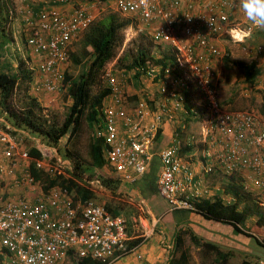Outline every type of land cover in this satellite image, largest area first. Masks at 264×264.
<instances>
[{"label":"built area","instance_id":"1","mask_svg":"<svg viewBox=\"0 0 264 264\" xmlns=\"http://www.w3.org/2000/svg\"><path fill=\"white\" fill-rule=\"evenodd\" d=\"M36 1L41 3L38 9L26 5L20 10L24 19L20 34L36 59L35 66L30 59L37 74L33 79V94L38 98L47 93L53 98L55 94L66 93L64 71L71 43L95 21L96 12L79 0ZM113 1L118 11L135 14L143 26L152 29L155 44L171 49L172 64L161 69L148 65L145 74L152 82L170 77L172 88L165 100H174L172 108L183 109L192 87L199 93L203 111L197 117L198 137L190 136L184 144L205 145L204 172L236 176L244 190L253 193L264 208V114L252 109L232 110L218 100L214 61L222 57V52L216 39L227 37L241 44L257 29L252 24L242 27L236 22L238 0H211L202 6H197L198 0ZM114 67L115 61L108 63L101 75L107 93L93 136L103 140L104 158L119 175L123 187L137 183L147 173L156 152L159 131L164 121H174L175 113L163 101L155 103L154 110L144 101L131 103L124 73ZM181 144L174 139L158 152L161 172L157 187L172 210L194 211V202L210 196L211 188L198 178L191 162L180 157ZM0 148L12 167L33 160L36 167L51 174L71 169L70 162L61 158L57 162H51L46 156L32 158L2 125ZM6 168L0 161V174ZM17 180L31 187L38 185L28 164H23L22 176ZM87 182L93 190L102 187L98 178ZM121 194L128 199L126 192ZM137 206L140 214L133 222L139 223L144 231L142 237L147 238L153 234L145 217L147 203L140 200ZM129 235L124 215L111 212L96 198L75 199L61 185L43 190L34 202L21 197L0 202V264L7 261L9 264H60L69 253L107 259L114 254L131 253L134 247L127 246Z\"/></svg>","mask_w":264,"mask_h":264},{"label":"trees","instance_id":"2","mask_svg":"<svg viewBox=\"0 0 264 264\" xmlns=\"http://www.w3.org/2000/svg\"><path fill=\"white\" fill-rule=\"evenodd\" d=\"M2 10L5 11L6 17H8L7 15H9L10 10H8L5 0H0V11ZM127 22H122L114 13H108L100 19H96L83 32L80 38V51L75 52V49L70 50L69 61L64 71V80L67 83L66 93L71 99V105L68 114L61 122L57 121L55 117H51L52 115H50L49 111L45 112L37 97L29 91L33 82V74L25 61H19L13 72L0 69V115H3L13 126L37 134L44 144L56 147L62 153V156L68 159L72 165V168L70 170L67 169L65 173L51 174L44 168L36 167L34 161L30 160V172L40 182L44 190L55 185H61L68 188L73 193L75 199L86 200L88 198H95V192L90 188L87 180L95 179L92 178L96 175L94 172H97L98 169L102 170L105 167L110 169V173H107L108 175H97L98 179L100 178L101 184L113 193L122 185L119 175L107 164L104 158L102 139L93 136L92 131V137L88 143L89 160L87 163L75 147L74 139L80 133L82 118L86 120L88 127H92V130L97 122L107 88L105 85L100 86L96 91H93V88L100 81L106 64L117 55L123 42L122 31L125 29ZM263 32L264 30H254L246 40L247 44L249 42L254 44V39L258 34L261 35ZM127 57L128 54L122 52V55L117 58V65L115 64V67L117 66L119 69V66H125L126 71L136 69V73L133 75L136 86L138 85V77L144 73L148 64L151 62L157 64L147 49L141 47V45L137 48L135 55L129 59L128 63H124V59H127ZM159 63L162 67L172 64V55L163 56ZM73 66L79 68L76 74L71 71ZM236 67L240 70L244 80L249 85L254 86L256 78L261 73L260 67L256 64L246 66L240 63H237ZM188 96L189 94L186 95V98ZM185 108L187 113L191 114L192 107L188 100H186ZM262 113L264 114V110ZM186 122H189V120H186ZM181 131H178L175 136L178 137ZM10 133L13 134V131L10 130ZM63 137H66L67 141L61 145L60 141ZM180 141L182 144L179 155L185 159L193 155V152L200 149L204 150L205 148V145L200 142L194 145H185L184 141ZM28 152L33 158H44L41 150L35 146L31 147ZM156 172L154 168L152 172V175H154L152 177L153 180L155 179ZM224 178L228 180L225 193L229 194L233 198V201L229 203L225 202L219 196L214 199L199 198L194 202V211L206 219L228 223L233 226L236 232L247 235L250 238L255 237L258 232H262L264 235V208L258 204L256 196L244 190L240 184L241 180L236 178V176L232 178L225 176ZM104 204L111 212L121 214L122 210L118 209V206L113 207L107 202ZM171 211L179 212L183 210ZM249 218L257 219L251 228V232L253 234L256 233L255 236L245 233L243 229ZM261 237L262 240L257 238V241L264 243V236ZM191 239L200 251L213 255L217 264H226L232 257L231 251H223V248L215 243L202 241L196 236H192ZM139 242L140 239L130 240L127 241V246L128 248H133ZM72 254L73 264H107L106 259H91ZM167 264H189V254L183 247L181 235L175 238L174 250ZM241 264L250 263L244 261Z\"/></svg>","mask_w":264,"mask_h":264},{"label":"rangeland","instance_id":"3","mask_svg":"<svg viewBox=\"0 0 264 264\" xmlns=\"http://www.w3.org/2000/svg\"><path fill=\"white\" fill-rule=\"evenodd\" d=\"M5 1L7 3L8 10L12 12L9 11L10 16L7 15L8 17H6L5 11L3 10L0 11V69L6 70V71L10 70L11 72H13V69L16 67L19 61L22 60V61H25L26 63L28 61L27 65L32 70L33 79H34V76L35 75L37 76V74L32 68L33 66L31 65V62H30L31 58L29 56V52H30L29 48H27V46L24 45V37L16 29L17 24L12 23L13 20L18 21L17 10L23 0H20V1L19 0L18 1L17 0H5ZM79 1L84 2L85 4H87L89 8H91L93 11L96 12V19H100L101 17L105 16L108 13H114L119 17V19L122 22L126 23L128 21L125 29L122 31V35H123L122 45L117 55L109 63L115 61V64H116L117 58L118 56L122 55V52H125L128 54L127 59H124L125 60L124 63H128L129 59L132 58L133 55H135L136 50L140 45L141 47L147 49L150 56L154 58V62H157L158 66H160V63L158 64V62L162 59L163 56L165 55L170 56L171 53H170L169 47L160 46L158 44H155L152 41L151 39L152 29L151 28L143 26L135 14L123 13V12L118 11L115 8L113 0H79ZM217 1L219 0H215V2ZM239 10L235 11L236 17H238ZM236 22L241 23L242 27L247 26V24H251L250 21L243 22L241 18H238ZM261 35L264 36V34H261ZM261 35L258 34V36L254 39V42L264 46V42H262V39L264 37H261ZM79 41L73 48V50L75 49V52H78L81 49V44ZM219 42L221 43V48H219V45H218ZM216 44L222 52V57L217 59L218 62L216 65V71L218 73L217 91H218L219 101L226 108H230L232 110H235V109L251 110L252 109V110H258L262 113V111L264 110V83H263L264 76L259 75L255 80L254 86L249 85L244 80V77L240 73V70L238 69V67H236L237 63L242 64V62H245V63L250 62V57L245 54V51H243V48L240 46V43H234L227 37H220L216 39ZM250 45H253V44L249 42L248 46L251 47ZM226 56H227V59H226ZM150 64H152V62ZM114 68H117V66ZM71 69H72L71 71H73L74 74H76L79 70L77 66L76 67L73 66V68ZM117 70L119 71L125 70V66H119V69L117 68ZM126 74L128 77V73ZM104 85H105V81L101 77L100 81L93 88V91H96L100 86H104ZM29 91L32 94L34 93L33 82L29 88ZM190 95H191L190 103L195 108L196 107L200 108V105L202 104L201 103L202 100L198 96L197 92L191 91ZM38 101L44 107L45 112L49 111L50 115H52L51 117H55L57 121L59 122L64 120V118L69 112V107L71 105V99L68 97L67 93H63V92L55 94L53 98H50V96L46 98L41 94ZM199 110L201 111V109ZM184 124H185L184 130L181 131V134H179L178 137H176L175 136L176 134H175L172 141L174 139H177L179 141L182 140L185 142L188 139V136L190 135L198 137L199 125H197L194 122V119H189V122H186ZM79 131L80 133L74 139L75 147L78 149L79 154L87 163V161L89 160L88 143L90 141V138L92 137L93 130H92V127L91 128L88 127L87 122L84 118L81 119V125H80ZM31 134L36 137L38 136L35 133H31ZM66 141H67L66 137H63L60 141L61 145L65 144ZM171 144L172 143H170L169 145ZM50 147L51 148L47 146H43V147L41 146L45 154H48L49 152L48 149L52 151L51 155L53 159L51 160V162H57L58 158H61L62 161L68 160L62 156V153L59 152L56 147H53V146H50ZM160 149L161 148H157L156 153H158ZM202 158H203V150L200 149L199 151L193 152V155H190L188 157V160L192 163V161L193 162L201 161ZM157 163L160 165V162H157ZM71 168H72V165H71ZM156 168H159V167H156ZM94 173L96 175L93 176L92 178H98L97 175L99 176H101L102 174L108 175L107 173H110V169L105 167L102 170L98 169V171ZM202 176H203L202 180L209 188L214 187V186L215 187L223 186L226 188V184L228 183V180L225 179L223 175L218 174V173H215L214 175H207L206 177L204 176V174H202ZM122 189L123 188L121 185L119 189L113 193L112 191L108 190L103 185L101 188L95 187V190H94L95 198L100 202L110 203L111 206L113 207L118 206L117 208L122 210L121 213L127 218L129 234L132 237H136V239H140L141 241L144 239L142 237L144 234V231L142 227H140L139 223L133 222V219H134L133 217H138V215L140 214V211L138 208L133 207V205L130 204V202L126 198L127 196H124L121 194L123 193ZM157 189L158 188L156 187H154L153 189V191L155 192L154 197L156 196V198H159L160 201H163L164 199L160 196ZM256 220H257L256 218H249V220L247 221V224L251 226L249 228L246 227L247 225L245 223L246 226L244 228L248 232L247 234H253V232H251V228L255 224ZM261 236H264L262 232H258L256 234V237L259 238L260 240H262ZM245 238L246 240H248V237H245ZM257 238L252 237L248 244L246 243L247 241L244 240L246 243V246H245V243L241 245V246H244L245 248L244 251H238L236 248L222 247L223 251L229 250L232 252V257L227 261L226 264H241L244 261L250 264H264V243L262 241L258 242ZM185 247L187 248L186 250L189 251L188 253L189 254V264H217L215 257L213 255H208L206 253H203L202 251H200L198 247L192 246L191 244H188V242H186ZM65 261L68 262L67 264H73V256L72 255L67 256ZM6 264H9V262L7 261Z\"/></svg>","mask_w":264,"mask_h":264},{"label":"crops","instance_id":"4","mask_svg":"<svg viewBox=\"0 0 264 264\" xmlns=\"http://www.w3.org/2000/svg\"><path fill=\"white\" fill-rule=\"evenodd\" d=\"M210 1L211 0H198L197 6H202ZM26 5H30L38 9L41 6V3L36 0L22 1V3L20 4L17 10L18 21L13 20L12 22L13 24L14 23L17 24L16 29L19 32L24 24L23 15L20 14V10L24 8ZM66 7H69V5H66ZM238 17L241 18L243 22L248 21L240 10L238 12ZM256 30H260V29H256ZM262 34H264V32ZM261 37L264 36L261 35ZM80 38L81 36L76 41L71 43V47H70L71 51L73 50L77 42L80 40ZM263 39L262 42H264ZM218 45L219 48H221L220 42ZM240 46L243 48V51H245V54L250 57L249 63L242 62V64L246 66L252 64L258 65L262 71L259 75L264 76V46L258 43H254L253 45H250L251 47H249L247 42L241 43ZM255 51H258V53L254 57L253 54ZM170 53H171V49H170ZM31 55L32 54L29 52V56ZM33 57L35 56L33 55L30 58H32L31 62L35 66L36 59H33ZM217 62H218L217 60L214 61L215 67L217 65ZM148 65L155 66L158 69H161L162 67V66H158L156 63H152ZM33 69L36 72L35 68ZM122 71H123L122 73H124V79L126 83V92L128 94V98L131 103H135L136 101H144L149 108L154 110L153 109L154 104L158 103L159 101H163L167 105L168 109L172 112V114L175 113L174 121H169V120L164 121L159 131L158 141L154 148L155 151L157 150V148L162 149L167 145H169L170 143H172V139L174 135L178 133V131L180 132L181 129L184 130L185 128L184 123H186V120L194 119V122L197 125H199V121H198L199 119L197 117L198 114L200 113H198L197 111L201 112L203 109L201 105L200 108L197 107L195 108L190 103L191 92L187 93L189 94V96L186 98V100L189 101L190 106L192 107L191 110V114H193L192 116L191 114L187 113V110L185 108L186 100L183 109L177 111L172 108L174 106V100L170 98H167V100H165L167 94L171 91L172 88L170 83V77L163 78V80L162 79H159L158 81L155 80L153 81L155 83H153L151 79L147 77V75L145 74L146 71L145 69L144 73H142V75L138 77L139 79L138 85L136 86L134 84L135 81L133 78V75L136 73V69H131L129 71L122 70ZM126 73H128V77ZM191 91L197 92L193 87L191 88ZM197 94L200 97L198 92ZM42 95L46 98L48 97L47 93H42ZM37 99H39V97ZM220 104L223 107H225L221 102ZM199 109H201V111ZM256 111L260 112L258 110ZM0 125L7 128L8 131L10 130L13 131V135L17 139L20 148H24L29 151L31 147L35 146L41 150L43 156H46L50 161L53 159L51 155L52 151L50 149H48L49 151L48 154H45V152H43V149L41 148V146L42 147L47 146L49 148L51 147L41 142L38 136L36 137L32 135L31 132H29L28 130L13 126L3 115H0ZM156 158L159 160L158 153L155 152L149 170L142 178H140V180H138L137 183L125 184L122 187L123 188L122 191L127 193L128 201L130 202V204L133 205V207L137 208L138 207L137 203L140 200H145V202L147 203L146 216L148 217L149 225L153 228V234L141 240L139 244H137V246L133 248L131 253L129 252L123 255L115 254L113 256L108 257L106 259L107 264H167L169 258L171 257L172 251L174 250L175 238L178 237V235L182 236L184 249H187L185 247L186 242H188V244H191L192 246H195L194 243L192 242L191 237L196 236L198 239L202 241H210L221 247L236 248L238 251H244L245 248L244 246L241 245L245 243L244 241L246 240L245 237L248 236L236 232L232 225L224 222H217L214 220L206 219L201 214L196 213L193 210H183L179 212L171 211L172 209L168 202H166L165 200L160 201L159 198H156V196L154 197L155 192L153 191V189L154 187L158 188L157 183L161 172V162L160 160L158 161ZM0 161L3 162L7 167L6 170L0 174V202L9 199L16 200L20 197L29 199V201L32 202L36 201L39 194L44 190L40 182L37 181L38 185L34 187H31L30 185L24 183L23 181H21L20 183L17 182L18 181L17 179L22 176L23 164L26 165L28 164V166H30L29 165L30 161L29 162L22 161V164H20V166L17 165L15 167H12L11 164L9 163L10 160L2 155L1 148H0ZM157 162H160V165ZM204 162L205 159L202 158L201 161H197V162L192 161L191 163L193 170L197 174L198 178L200 177L201 179L203 178L202 174H204L205 177L208 175L204 172ZM154 168L157 172L155 175V179L153 180L152 177L154 175H152V172ZM217 196H219L225 202L228 203L230 201H233V198L229 194L225 193V187L223 186L211 187V195L207 196L206 198L214 199ZM131 199L135 203L131 201ZM246 225L243 226V229L245 233H248L244 227L246 226L249 228L251 226L247 223ZM252 236H255V234H252ZM129 238H130L129 240L136 239V237H132L131 235H129ZM250 240L251 238L248 237L246 243L248 244ZM186 251L189 253L188 250ZM70 255L73 254L69 253L67 256ZM65 259L60 264H67L68 262L65 261Z\"/></svg>","mask_w":264,"mask_h":264},{"label":"clouds","instance_id":"5","mask_svg":"<svg viewBox=\"0 0 264 264\" xmlns=\"http://www.w3.org/2000/svg\"><path fill=\"white\" fill-rule=\"evenodd\" d=\"M238 7L252 25L264 30V0H238Z\"/></svg>","mask_w":264,"mask_h":264},{"label":"bare ground","instance_id":"6","mask_svg":"<svg viewBox=\"0 0 264 264\" xmlns=\"http://www.w3.org/2000/svg\"><path fill=\"white\" fill-rule=\"evenodd\" d=\"M147 217V216H146ZM148 218V217H147Z\"/></svg>","mask_w":264,"mask_h":264}]
</instances>
